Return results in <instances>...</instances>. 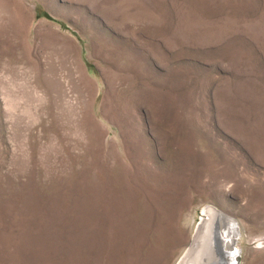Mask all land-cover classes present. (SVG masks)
I'll return each mask as SVG.
<instances>
[{
    "label": "rangeland",
    "instance_id": "374dc122",
    "mask_svg": "<svg viewBox=\"0 0 264 264\" xmlns=\"http://www.w3.org/2000/svg\"><path fill=\"white\" fill-rule=\"evenodd\" d=\"M207 205L264 264V0H0V264H178Z\"/></svg>",
    "mask_w": 264,
    "mask_h": 264
},
{
    "label": "bare ground",
    "instance_id": "6f19581e",
    "mask_svg": "<svg viewBox=\"0 0 264 264\" xmlns=\"http://www.w3.org/2000/svg\"><path fill=\"white\" fill-rule=\"evenodd\" d=\"M240 233L235 219L217 207L207 205L190 246L178 264H234L240 251Z\"/></svg>",
    "mask_w": 264,
    "mask_h": 264
},
{
    "label": "water",
    "instance_id": "95a60500",
    "mask_svg": "<svg viewBox=\"0 0 264 264\" xmlns=\"http://www.w3.org/2000/svg\"><path fill=\"white\" fill-rule=\"evenodd\" d=\"M235 262H236V261H235ZM235 262H234V264H236Z\"/></svg>",
    "mask_w": 264,
    "mask_h": 264
}]
</instances>
